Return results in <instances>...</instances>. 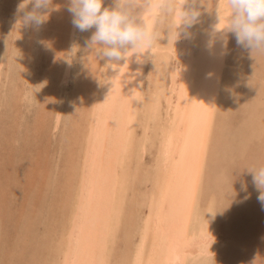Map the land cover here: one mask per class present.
I'll list each match as a JSON object with an SVG mask.
<instances>
[{"label":"bare ground","instance_id":"obj_1","mask_svg":"<svg viewBox=\"0 0 264 264\" xmlns=\"http://www.w3.org/2000/svg\"><path fill=\"white\" fill-rule=\"evenodd\" d=\"M21 2L0 0V106L22 127V104L41 97L27 134L0 125L11 145L36 147L19 164L0 158V264H264V225L249 218L264 51L248 69L232 33L222 47L228 0H197L190 38L177 30L184 0H143L151 49L119 62L87 46L95 28L73 27L69 0H52L39 31L21 23ZM226 209L236 216L222 225Z\"/></svg>","mask_w":264,"mask_h":264},{"label":"clouds","instance_id":"obj_2","mask_svg":"<svg viewBox=\"0 0 264 264\" xmlns=\"http://www.w3.org/2000/svg\"><path fill=\"white\" fill-rule=\"evenodd\" d=\"M187 2L184 0L181 5L177 30L183 27L184 36L190 38L187 29L198 21L200 13L195 7L197 0H191L192 7L185 9ZM103 3L104 0H69L67 11L72 15L73 27L80 32L95 28L86 43L99 58H106L108 62L126 61L131 51V56L137 54L139 61L140 56L151 49L155 38L135 14L137 7L145 6L143 0H113V7H103ZM29 4L31 10H28ZM228 4L231 10L229 24L214 28V33L221 34L222 47H227L226 33L230 32L238 46L251 52L254 49L264 51V0H228ZM51 10L52 0H22L17 7V13L22 16L21 23L35 31L47 22ZM97 45L101 47L97 48ZM250 171L253 183L260 190L257 199L264 206V167Z\"/></svg>","mask_w":264,"mask_h":264},{"label":"rangeland","instance_id":"obj_3","mask_svg":"<svg viewBox=\"0 0 264 264\" xmlns=\"http://www.w3.org/2000/svg\"><path fill=\"white\" fill-rule=\"evenodd\" d=\"M8 11V12H7ZM6 11V13L7 14H9L10 13V10H7ZM10 16V15H9ZM2 26L0 27V39H1V41H0V43L2 42V40H4V36H5V34H4V32H5V26L3 25V24H1ZM4 28V29H3ZM2 33V34H1ZM1 46V45H0ZM2 47V46H1ZM0 47V48H1ZM256 52H258V53H260V51H256ZM253 53L254 52H245L244 54H245V67H247L248 69L250 68V67H252V64H253V57H254V55H253ZM42 71V70H41ZM40 71V72H41ZM246 73V72H245ZM243 78V77H242ZM3 83L4 82H2L1 84H0V96H1V91H2V88H3ZM34 91L36 92V90L34 89ZM33 91V96L31 97V99H27V101L25 100V102H26V104H22V111L21 112H25V114L24 113H21V114H24L23 116H22V118L23 117H25V118H23V120H22V118H21V120H22V127H17V125L13 122V111H11V109H10V107H7V106H5V105H1L0 106V125L2 126V128H3V130L5 131V129L10 133L11 131H13V128L15 127V128H19L18 129V131H23L24 132V134H27L26 132L28 131V129H31V127L32 126H34L33 125V122H34V118H35V115H36V112H37V108H38V104H37V102L36 101H38L39 100V98L41 97V96H39L38 97V95L35 93ZM36 99H38V100H36ZM33 100H35V101H33ZM25 102H23V103H25ZM34 104V105H33ZM26 105V106H25ZM31 105H32V108H31ZM35 106V107H34ZM24 107V108H23ZM35 108V109H34ZM26 109V110H25ZM25 110V111H24ZM29 110H31V111H29ZM241 110V109H240ZM237 111V113H236V116H238V117H236V120L237 119H239V117L240 116H243L244 114H243V111ZM3 112V113H2ZM2 113V114H1ZM9 114V115H6V114ZM27 113H29V114H27ZM4 115V116H3ZM10 117V118H6V117ZM12 118V119H11ZM7 119H8V121H7ZM11 119V120H10ZM2 120V121H1ZM236 120H235V122H236ZM8 122L7 124L6 123H3V122ZM2 122V123H1ZM11 124H10V123ZM25 122V123H24ZM2 124H6L5 126L4 125H2ZM24 124H27V126L26 125H24ZM236 124H238V123H236ZM10 125V126H9ZM8 126V127H7ZM26 126V127H25ZM7 127V128H6ZM23 127H25L24 128V130H23ZM236 127V126H235ZM5 128V129H4ZM27 128V131L25 130ZM9 129V130H8ZM11 130V131H10ZM237 130V129H236ZM6 132V131H5ZM4 132V135L5 136H7L8 135V132H6L5 133ZM22 134V135H21ZM3 134H1L0 135V145H1V148H0V158H2V154H4L3 155V157H4V160L6 161V162H8L9 163V156H10V154H11V152L13 151V154L11 155V160L13 159V161H14V163L15 164H19V162H20V160L21 159H25L26 160V158L28 159L31 155H32V153H33V149L35 150V143L34 142H28V144L27 145H25V141H24V139L22 138V136H24L25 137V135H23V133L22 132H20L19 133V135H20V138L21 139H23V141H21V140H19V142H16L13 146L10 144V143H12V141H10V140H12V139H8L7 137H5L4 135V139H1V136H2ZM57 137H59V136H57ZM6 138H7V140H9V141H7V143L8 142H10V143H8V145H11L10 147L7 145V143H6V141L5 142H3V140H6ZM28 141H31L30 139L28 140ZM20 142H21V145L19 146V144H20ZM22 142H23V144H22ZM257 142V143H256ZM262 142V140L260 141V139H256V140H254V142H252V144H251V148H254L255 149V147L257 148V149H253L252 151L253 152H256L257 150H259V155L261 156L262 154V151H260L261 149V144L260 143ZM2 143H4V145L2 144ZM6 143V144H5ZM17 143H18V145H17ZM257 144V145H256ZM25 145V146H24ZM33 145H34V148H33ZM256 145V146H255ZM2 146H4V147H2ZM7 146V147H6ZM28 148H27V147ZM253 146H255V147H253ZM16 148V150L14 151V149ZM19 147V148H18ZM20 147H23V149H25L26 151H23L22 152V150H21V148ZM6 149L7 150V152H5L4 153V151H3V149ZM9 148V149H8ZM20 149V150H19ZM9 151V152H8ZM18 151V153H16ZM21 151V152H20ZM3 152V153H2ZM15 152V153H14ZM26 152V153H25ZM28 152V153H27ZM30 152H32V153H30ZM21 153H23V154H21ZM25 153V154H24ZM21 154V155H20ZM28 154H30V155H28ZM19 156L20 155V157L18 158L17 156L16 157H13V156ZM26 155H27V157H26ZM252 155H254V153L252 154ZM26 157V158H25ZM8 158V159H7ZM253 158H255V159H257L256 157H251V160L253 159ZM7 159V160H6ZM18 159H19V161H18ZM10 160V161H11ZM260 160V159H259ZM13 162H12V164H14ZM11 164V165H12ZM9 165V164H8ZM23 166H24V172H25V170H26V168H25V165L23 164ZM254 166H255V169H259V168H261V167H264V159H261L260 161H257V162H254ZM257 167V168H256ZM239 168H241L240 167V164H239ZM23 174V173H22ZM235 175H236V177H238V175H239V171H236V173H235ZM240 178V177H239ZM238 178V179H239ZM237 190V189H236ZM238 191H239V189H238ZM242 193V192H241ZM241 193L239 194V195H241ZM243 197L245 196V192H243V195H242ZM248 197H251V196H253L252 195V191L251 192H249L248 193V195H247ZM243 197H241V199H243ZM247 197V198H248ZM239 198L238 197H236V199H235V201H237L236 203H238L239 202ZM252 200H254V201H252ZM258 199L257 198H255V199H251V202H253L254 203V205L256 206L255 207V209H253L252 211H251V213L250 214H252L253 216H251V217H249V218H252V217H256L257 216V218L258 217H260L261 218V220H262V223L263 224H261V226L262 225H264V220L262 219V218H264V213L263 214H261V212H264V206H262V204L259 202V201H257ZM240 202H241V200H240ZM245 206V205H244ZM234 208V207H233ZM242 211V210H241ZM240 210H238V211H236L237 213L239 212H241ZM229 211L226 209V211H224L223 212V214H222V216H221V218H223V221H222V225H223V223H224V220H225V218H227L228 216H229V214H233L234 216H236V213H235V211L234 212H232V213H228ZM225 213V214H224ZM261 214V215H260ZM258 215H260V216H258ZM227 216V217H226ZM229 218V217H228ZM262 235L264 236V227H262ZM263 242H264V240H263ZM263 244V246H264V243H262ZM263 250H264V247H263Z\"/></svg>","mask_w":264,"mask_h":264}]
</instances>
